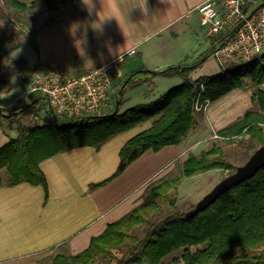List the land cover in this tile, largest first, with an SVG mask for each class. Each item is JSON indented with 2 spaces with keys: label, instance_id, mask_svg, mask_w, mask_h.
<instances>
[{
  "label": "crops",
  "instance_id": "1",
  "mask_svg": "<svg viewBox=\"0 0 264 264\" xmlns=\"http://www.w3.org/2000/svg\"><path fill=\"white\" fill-rule=\"evenodd\" d=\"M20 1L31 3L37 0ZM203 1L147 0L145 15L140 9L145 0H104L102 15L112 17L101 30L94 31L98 25L92 22L97 18L88 17L79 0H56L54 10L29 13V19L36 13L41 14L33 18L37 23L27 25L26 31L20 27L22 31L14 34L13 30L10 36L8 25H0L1 44L15 39V44H8L11 48L0 63V71L4 68L8 74L11 67H21L20 62L30 77L34 72L52 69L83 72L115 60L118 56L114 50L120 46L123 47L122 54L126 55L121 62L124 74L113 82L114 92L119 93V98L121 88L131 74L140 69L161 72L170 66L187 64L192 65L188 76L196 79L192 73L199 70L209 57H214L212 51L225 38L224 32L211 34L208 26L202 23L199 5ZM96 2L97 8L102 10L99 0ZM2 3L8 5L5 0H0ZM39 4L43 6V2ZM132 48L137 52L127 54ZM15 49H21L20 54L11 59V66L7 68L4 63ZM110 49L113 54H110ZM195 53L197 60L193 62ZM216 62L220 69L217 59ZM23 79L18 77L19 85H23ZM182 80L180 74H158L138 85L134 81L127 85L119 110L151 102ZM16 86L19 87L18 84ZM259 87L264 90V83ZM22 93L17 96L9 90L11 96H8L0 87V101H5L0 102L3 116L7 117L5 108L12 106L10 104L25 100ZM246 94V105L252 106L250 90ZM242 96L240 93L229 99L231 106L224 103L220 118L216 113L218 108L211 109L214 103H210L205 112L208 125L213 129L225 127L219 125L220 119L226 114L237 115L232 114L235 109L233 101ZM118 100L113 95L108 110L113 111ZM27 105L34 104L28 102ZM226 109L228 112L224 114ZM151 125L152 120L147 121L143 130ZM134 128L117 134L99 149L82 146L43 160L41 168L49 185L47 197L40 184L21 182L0 187V264H48L58 253L72 255L83 251L92 238L102 234L110 223L124 217L144 201L146 190L155 178L161 179L176 165L179 166V157L186 154L188 147L183 142L167 145L159 151L149 149L119 176L105 185L92 188V184L104 180L117 169L122 146L135 133L142 131Z\"/></svg>",
  "mask_w": 264,
  "mask_h": 264
},
{
  "label": "trees",
  "instance_id": "2",
  "mask_svg": "<svg viewBox=\"0 0 264 264\" xmlns=\"http://www.w3.org/2000/svg\"><path fill=\"white\" fill-rule=\"evenodd\" d=\"M5 1L20 14L51 11L56 7V0ZM9 47L0 45V60L8 54ZM191 68L192 65L181 64L161 72L134 71L121 88L117 106L110 113L65 117L66 123H61L60 117L49 111L43 122L19 124L18 136L0 147V187L21 182L40 184L47 197L49 185L41 168L43 160L82 146L99 149L117 134L152 120L150 127L122 146L117 169L91 187L105 185L149 149L159 151L167 145L181 144L196 126V113L203 111L196 110V102L213 103L228 92L242 88L247 77L258 86L255 92L258 109H249L218 132L229 137L221 140L228 142L236 140L235 136L240 134L248 136L251 153L264 145V90L259 87L264 83V54L221 71L218 76L191 79L188 76ZM158 74H180L183 80L151 102L119 110L127 85L137 79H153ZM213 169H236L219 142L199 153L190 152L181 164L180 173L151 183L141 204L110 223L83 251L72 255L56 254L53 264H101L102 261L107 264H167L165 259L177 252L181 253L184 264H264V167L199 214L191 217L181 211L178 186L182 178ZM2 171L7 172L8 178L3 177ZM115 250L124 253L119 256Z\"/></svg>",
  "mask_w": 264,
  "mask_h": 264
},
{
  "label": "built area",
  "instance_id": "3",
  "mask_svg": "<svg viewBox=\"0 0 264 264\" xmlns=\"http://www.w3.org/2000/svg\"><path fill=\"white\" fill-rule=\"evenodd\" d=\"M199 13L211 34L225 33L224 40L212 51L222 71L229 68L228 64L247 63L264 54V0H205L199 5ZM136 52L137 49L132 48L127 54ZM125 56L122 54L121 60L117 57L100 67L78 73L65 69L34 72L23 98L29 102L32 94H40L49 111L59 117L105 114L111 107L113 95L119 99L113 82L124 74L121 62ZM209 104V101L202 104L197 101L195 108L200 111ZM25 108L26 104L22 103L7 113L13 114ZM35 118L44 121L39 115ZM213 136L229 138L218 131ZM244 136L240 134L235 138Z\"/></svg>",
  "mask_w": 264,
  "mask_h": 264
},
{
  "label": "rangeland",
  "instance_id": "4",
  "mask_svg": "<svg viewBox=\"0 0 264 264\" xmlns=\"http://www.w3.org/2000/svg\"><path fill=\"white\" fill-rule=\"evenodd\" d=\"M40 14L41 13H38V14L36 13L35 14L36 16L29 19L28 18L29 13L28 14L27 13L26 14L17 13L15 10L10 9L8 5L3 4V7L0 6V25H2V23L6 25L5 27H7L8 25L9 28L7 29V31H8V34L11 36V31L14 30V34H15V31L20 32L22 31V29L23 31H26L27 25L31 26L32 23L33 24L37 23L33 21V18H37ZM50 16L51 14L48 15V19H50ZM20 27L22 29H20ZM13 35H12V38L14 37ZM14 40L15 39H13V41H9L8 43H4V44H7V45L15 44ZM2 44L0 43V45ZM193 56H194L193 62L194 61L196 62L197 54L195 53ZM1 61L2 60H0V63ZM20 64L21 63L19 62V66L21 67H18V68L11 67V70L8 71V74L5 73L6 70H4V68L2 69V71H0V87L4 89L5 94L8 93L7 94L8 96H11V94H9V90L11 92H14L15 95L18 96L23 91L24 93H26L25 91L28 88V84H29L28 81L31 78L30 77L31 75L28 74L26 70H23V66ZM242 64H245V63H232V64H228L227 67L229 68L237 67L238 65H242ZM9 66H11V64ZM9 66H6V67L8 68ZM221 71L222 70L221 68L219 69L216 59L214 57H209L206 63L199 70L194 71L191 76L193 78H197L202 75L218 76L221 74ZM18 77H20V79L24 78L23 85L22 84L19 85ZM27 78L29 79L27 80ZM141 81L142 79L135 80L136 85L140 84ZM7 84H8V87H7ZM17 84L20 88L16 86ZM257 89H258V86L254 84L251 78L247 77L245 78L244 86L242 88L234 89L228 92L227 94H225L224 96H222L221 98H219L218 100H216L215 102H213L214 104L211 106V109L213 107L218 108L216 113H217L218 118H220L219 115L220 113H222L221 109L223 108L224 103L228 102L230 103V106H231V102L229 101V99H232L234 95H238L240 93L243 94L241 99L233 101V104H235L234 105L235 109L232 112V114H237V115H234V117L231 114L227 115L226 114L228 112L227 109L224 110L225 111L224 114L226 115L220 119L219 125L226 126V125L231 124L232 122L237 121L241 116L245 114L246 110L250 108L251 105L249 106L246 105L247 104V94H246L247 90H250L251 99L253 103L250 109H258V104H257L256 97H255V92ZM34 96L35 95L32 94L31 97H29V102H33L32 104L34 105L32 106L27 105L24 110L16 111L13 114L6 113L7 117L3 116L0 113V147L3 146L6 142H8L11 138H15L18 136L19 134L18 125L19 124L23 123L25 125H32L35 122H40L39 120H36L35 115H39L42 118H45V116L49 113V109H48V106H47V103L44 97L40 96V94H36V96L35 97ZM35 98L36 100H34ZM26 100L27 99L20 100L19 103L15 102V104L14 103L10 104L12 106L5 108V110L9 111L10 109H17L19 105H22V102L25 101L23 104L28 103V101ZM4 102L5 101H3L2 103ZM208 106H206V108H204L202 112L200 111L201 113L200 112L196 113V118H197L196 126L191 130L190 134L183 141V145L188 146L186 150L187 152L182 157H179V164H178L179 166L176 165V168H174L173 171L170 173L171 175L180 173L181 164L190 152L199 153L204 149L211 148L213 144L217 142H219L220 145L224 148L227 159L236 166V169L239 166L243 165L252 155L251 153L252 151L248 147V140H247L248 136H245L244 138H235L236 140L229 141V142L221 141L222 139H217L213 136L214 132L218 131L220 128L216 127L213 129L211 125H208L207 123L208 118H206L207 114L205 113L209 108ZM111 111L112 109L109 110L108 112L110 113ZM60 119H61L60 120L61 123H66L67 121L65 117H60ZM146 123L147 121L137 125L135 128L138 127L143 130V127H144L143 125ZM137 131L139 132V130H136V132ZM240 139H243V140L240 142L239 141ZM236 169H234V171H236ZM234 171L224 170V169H213L210 171L196 174L194 176H189V177L185 176L184 178H182V181L180 185L178 186V195H179V200H180L179 206H180L181 211L186 212L187 214L188 211L192 209V207L196 205L206 194H208L214 188L216 184H218L223 178L227 177ZM170 174H167V176H169ZM2 175L4 178H8L6 171H2ZM157 181H159V179L155 178V180H153V183ZM164 206L167 207L168 210H170L169 205L167 206L164 203ZM140 234H142V231H140ZM193 249L195 250V248ZM115 251L119 256H121L124 253L123 251H117V250ZM180 255H181L180 252L173 253L169 255L165 260L167 264H184ZM48 264H53V262L50 261L48 262ZM101 264H107V262L102 261Z\"/></svg>",
  "mask_w": 264,
  "mask_h": 264
},
{
  "label": "water",
  "instance_id": "5",
  "mask_svg": "<svg viewBox=\"0 0 264 264\" xmlns=\"http://www.w3.org/2000/svg\"><path fill=\"white\" fill-rule=\"evenodd\" d=\"M262 167H264V145L257 148L249 159L236 171L223 178L214 188L206 194L187 213V216H195L213 204L221 195L236 187L248 178L253 177Z\"/></svg>",
  "mask_w": 264,
  "mask_h": 264
},
{
  "label": "clouds",
  "instance_id": "6",
  "mask_svg": "<svg viewBox=\"0 0 264 264\" xmlns=\"http://www.w3.org/2000/svg\"><path fill=\"white\" fill-rule=\"evenodd\" d=\"M82 8L87 12L88 17L95 16L97 19L92 22L97 24L98 27L93 28L94 31H99L102 29L103 25L106 23L107 20H109L112 16L109 15H102L104 11V0H99L100 4L102 5V10L97 8V2L96 0H79ZM147 0H145V4L143 7H140V9L147 15ZM92 26V25H91ZM122 48L120 46H117V48L114 50V54L118 56V58L122 59ZM21 49L17 50L15 49L10 53V58L6 59L5 66L10 65L11 59L16 58L20 54ZM110 54H113V50L110 49Z\"/></svg>",
  "mask_w": 264,
  "mask_h": 264
}]
</instances>
